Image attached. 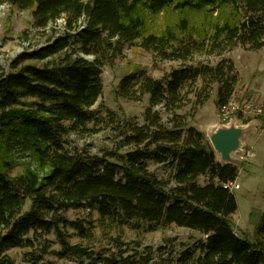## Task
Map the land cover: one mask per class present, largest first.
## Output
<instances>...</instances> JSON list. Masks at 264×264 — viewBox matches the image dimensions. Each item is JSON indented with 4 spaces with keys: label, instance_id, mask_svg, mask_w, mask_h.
Masks as SVG:
<instances>
[{
    "label": "trees",
    "instance_id": "trees-1",
    "mask_svg": "<svg viewBox=\"0 0 264 264\" xmlns=\"http://www.w3.org/2000/svg\"><path fill=\"white\" fill-rule=\"evenodd\" d=\"M4 4L32 10L33 25L40 30L63 19L65 31L21 55L12 72L0 74V264H16L6 251L24 244L34 250L20 264H49L46 242L38 238L37 248L25 238L52 230L61 244L56 256L64 264H264V210L256 242L236 235L231 219L238 202L224 186L236 182L238 170L223 167L206 135L178 113L186 105L187 84L194 86L201 71L186 67L164 82L145 73L126 75L117 97L132 102L148 97L144 124L123 119L115 150L90 154L66 146L72 134L94 135L106 127L105 118L92 108L103 92L102 68L126 46L139 45L176 61L238 45L257 51L264 47V0H0V7ZM219 6L231 9L224 20L206 18L200 30L192 28L210 33L194 32L182 17L174 26L188 34L182 39L171 28L146 34L144 9L210 14ZM46 59L51 61L43 67L25 65ZM209 71L219 83L221 109L229 104L237 77L219 67ZM197 97L200 104L203 96ZM159 106L171 115L168 122L155 110ZM15 150L31 162L12 177ZM151 161L169 171L167 179L149 170ZM201 177L208 181L200 184ZM28 202L30 209L24 211ZM69 209L86 211L92 220L70 221L60 214ZM95 211L113 226L174 224L203 238L191 245L164 241L145 248L120 238L99 248L71 244L59 226L92 243Z\"/></svg>",
    "mask_w": 264,
    "mask_h": 264
},
{
    "label": "rangeland",
    "instance_id": "rangeland-1",
    "mask_svg": "<svg viewBox=\"0 0 264 264\" xmlns=\"http://www.w3.org/2000/svg\"><path fill=\"white\" fill-rule=\"evenodd\" d=\"M222 6V5H221ZM217 7L210 10V14L204 12H188L179 15L175 9L160 10L156 13L148 9L143 10L146 20V34H162L171 28V33L176 39H182L188 34H183L179 29H174L182 17L187 19L191 30L199 34L210 33V30L200 32L204 20H224L231 12L230 7ZM32 10H20L9 4L0 7V74L10 73L15 69V63L24 54L45 47L49 41L61 36L65 31L64 20L50 24L46 30H40L33 25ZM196 28L194 30L192 28ZM83 29V27H82ZM51 59L42 61L28 60L25 65L35 64L43 67ZM232 70H229L230 67ZM186 67L201 71L194 86L189 82L185 88L186 105L178 113L185 116L187 122L203 132L207 137V131L213 125H225L236 118L239 125L257 124L256 131L244 141V151L236 155L238 178L233 183L232 192L238 202V211L232 216V224L236 235L242 239L256 242L259 237V227L264 210V47L252 51L241 46H235L218 54H195L186 61L163 60L153 52L144 50L139 45L126 46L120 57L107 62L102 68L103 92L93 110L105 118L106 127L94 135L72 134L67 139V148L70 150L87 151L90 154H100L103 150H115L121 138L118 133V125L123 119L129 122L143 125L144 112L148 108V97L142 102H132L119 99L117 90L122 79L130 73H145L155 79L166 81L174 71ZM224 69L229 75L236 76L237 82L233 96L230 100L232 107L231 118L228 122L221 121V109L218 102V81L211 75L209 69ZM203 90H207L206 93ZM197 96H203L201 103ZM196 104V105H195ZM246 108V109H244ZM243 109L245 112H243ZM163 114V121L171 119L169 113H165L162 106L155 108ZM208 139V137H207ZM209 141V140H208ZM128 152L124 148L122 152ZM16 165L10 171L12 177L21 175L25 170V163L31 162V158L24 155L21 150L13 153ZM218 160V159H217ZM33 168L35 165H32ZM148 168L161 179H167L169 171L155 162H148ZM208 178L198 179L200 184H205ZM27 203L24 211L30 209ZM70 221L89 220L88 212L69 209L60 212ZM94 241L91 243L77 236L74 229L59 226V230L67 236L71 244H79L84 247L99 248L107 246L110 238H120L127 243H139L141 248L157 247L164 241L177 242L179 246L191 245L201 239L198 232L191 231L176 225L160 226L146 222H133L123 226H113L99 219L97 211L93 215ZM42 239L48 246L45 262L49 264H64L56 256L61 244L56 230L49 233L41 232L36 235L31 232L26 236V241H31L38 248V240ZM34 249L27 245L9 248L6 253L16 264H20L26 253Z\"/></svg>",
    "mask_w": 264,
    "mask_h": 264
},
{
    "label": "water",
    "instance_id": "water-1",
    "mask_svg": "<svg viewBox=\"0 0 264 264\" xmlns=\"http://www.w3.org/2000/svg\"><path fill=\"white\" fill-rule=\"evenodd\" d=\"M257 124L239 125L232 119L225 125H213L208 128L207 137L215 152L217 161L223 166H234L236 155L243 153L245 139L253 134Z\"/></svg>",
    "mask_w": 264,
    "mask_h": 264
},
{
    "label": "built area",
    "instance_id": "built-area-1",
    "mask_svg": "<svg viewBox=\"0 0 264 264\" xmlns=\"http://www.w3.org/2000/svg\"><path fill=\"white\" fill-rule=\"evenodd\" d=\"M244 109H246V108H244ZM244 109H243V112H245ZM231 110H232V107H231L230 103L227 106H224V107L221 108L222 114H221V118L220 119H221V121L223 123H226V122H228L230 120V118H231ZM224 187L232 191L233 184H228V185H225Z\"/></svg>",
    "mask_w": 264,
    "mask_h": 264
}]
</instances>
